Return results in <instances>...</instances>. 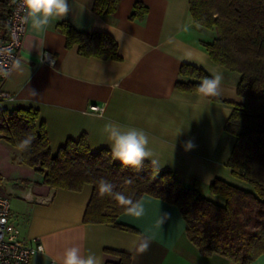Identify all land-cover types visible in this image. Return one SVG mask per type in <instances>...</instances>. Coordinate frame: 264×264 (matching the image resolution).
<instances>
[{"label": "crops", "instance_id": "crops-1", "mask_svg": "<svg viewBox=\"0 0 264 264\" xmlns=\"http://www.w3.org/2000/svg\"><path fill=\"white\" fill-rule=\"evenodd\" d=\"M137 1L148 7L142 21L129 17ZM93 2L69 0L72 11L44 30L27 23L23 47L1 87L8 97L0 101V109H38L36 123L43 124L53 154L81 136L90 151H111L103 128L112 121L145 130L163 165L159 169L172 171L187 186L196 185L205 197L219 200L209 191L217 178L242 186L227 165L234 139L224 131L232 104L242 102L236 92L240 75L211 59L203 43L214 33L193 22L189 0H118L109 14L94 12ZM60 22L82 32L109 33L120 60L85 56L76 45L67 47ZM42 55L53 62L41 61ZM183 64L222 73L221 94L215 98L224 102L178 88V81L190 80L180 75ZM187 141L195 147L185 150ZM7 176L12 183L6 188L2 179ZM42 178L20 162L19 150L0 139V194L9 198L10 220L20 238L39 237L44 246L30 264H63L65 249L73 246L84 255L95 252L102 264L116 260L106 249L130 253V264H236L219 254L201 255L174 204L143 195L142 216L125 211L117 218L136 231L85 223L92 186L85 184L80 191L52 188ZM159 213L168 214L162 225ZM144 238L151 244L141 252L138 244ZM250 264H264V253Z\"/></svg>", "mask_w": 264, "mask_h": 264}, {"label": "trees", "instance_id": "trees-1", "mask_svg": "<svg viewBox=\"0 0 264 264\" xmlns=\"http://www.w3.org/2000/svg\"><path fill=\"white\" fill-rule=\"evenodd\" d=\"M12 3L0 0V36ZM117 6L118 0H94L92 10L109 14ZM147 12L148 7L137 1L129 17L142 21ZM189 12L195 24L214 33L211 41L203 43L211 59L240 75L236 92L242 102L232 104L224 131L234 138L227 165L242 186L217 178L209 185L210 193L219 199L213 200L202 195L196 185L187 186L172 171H158L146 160L137 172L114 161L107 148L92 152L85 136L67 140L53 154L43 124L36 123L38 109L33 107L0 109V139L19 150L26 134H34L30 148L19 150L20 162L38 171L50 187L80 191L90 184L92 193L83 222L136 231L117 222L125 209L114 195L99 194L98 184L103 179L133 200L150 195L177 206L186 235L201 255L219 254L236 264H250L264 253V0H189ZM57 27L65 35L67 47L76 45L80 54L120 60L118 44L109 33L78 31L67 22ZM179 72L190 80L178 81L176 86L189 91H198L202 79L210 75L189 64H183ZM129 179L131 183H127ZM106 252L116 260L104 264L131 263L128 252Z\"/></svg>", "mask_w": 264, "mask_h": 264}, {"label": "clouds", "instance_id": "clouds-1", "mask_svg": "<svg viewBox=\"0 0 264 264\" xmlns=\"http://www.w3.org/2000/svg\"><path fill=\"white\" fill-rule=\"evenodd\" d=\"M23 5L26 10L25 21L30 22L38 30L46 29L54 19H62L72 11L69 0H23ZM222 80V73L212 71L198 85V93L202 98L219 96ZM103 132L109 142L113 160H118L123 167L139 172L144 168L146 159L150 160V165L158 171L163 166L152 151L150 137L145 130L109 121L105 123ZM35 138L34 134H26L18 144L19 150L27 151ZM193 147L195 145L192 141L185 142V150H191ZM131 182V179L127 181V183ZM98 190L101 196L113 197L114 195V199L129 215L140 217L144 214V207L140 201L115 191V185L112 183L102 179L99 181ZM167 218V213H159L158 223L162 225ZM150 244V239L144 238L138 244V250L146 252ZM134 246H137L135 242ZM63 264H102V260L95 252L89 251L87 255H84L79 247L73 246L65 249Z\"/></svg>", "mask_w": 264, "mask_h": 264}, {"label": "built area", "instance_id": "built-area-1", "mask_svg": "<svg viewBox=\"0 0 264 264\" xmlns=\"http://www.w3.org/2000/svg\"><path fill=\"white\" fill-rule=\"evenodd\" d=\"M23 0H13L5 22L3 35L0 36V101L8 97L1 87L12 65L23 47L27 23ZM41 61L53 62L42 55ZM94 110L97 107H92ZM44 251L39 237L23 239L18 236L10 220L9 198L0 194V264H30L31 258Z\"/></svg>", "mask_w": 264, "mask_h": 264}, {"label": "rangeland", "instance_id": "rangeland-1", "mask_svg": "<svg viewBox=\"0 0 264 264\" xmlns=\"http://www.w3.org/2000/svg\"><path fill=\"white\" fill-rule=\"evenodd\" d=\"M229 135V134H228ZM231 136V135H230ZM234 139V138H233ZM3 174V173H1ZM6 174V173H5ZM7 175V174H6ZM2 176V175H1ZM3 185L7 188L9 185H11L12 180L10 179V176L5 177V179H2Z\"/></svg>", "mask_w": 264, "mask_h": 264}]
</instances>
